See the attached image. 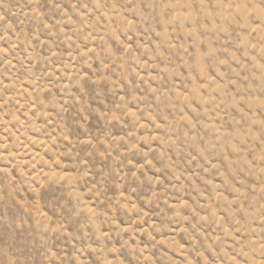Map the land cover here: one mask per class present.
Segmentation results:
<instances>
[{
  "label": "rangeland",
  "instance_id": "obj_1",
  "mask_svg": "<svg viewBox=\"0 0 264 264\" xmlns=\"http://www.w3.org/2000/svg\"><path fill=\"white\" fill-rule=\"evenodd\" d=\"M0 264H264V0H0Z\"/></svg>",
  "mask_w": 264,
  "mask_h": 264
}]
</instances>
